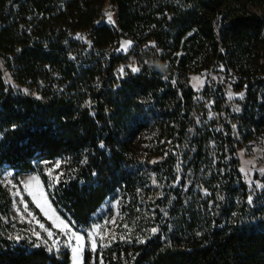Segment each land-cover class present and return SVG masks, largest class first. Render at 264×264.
Wrapping results in <instances>:
<instances>
[{
  "label": "trees",
  "instance_id": "16d2710c",
  "mask_svg": "<svg viewBox=\"0 0 264 264\" xmlns=\"http://www.w3.org/2000/svg\"><path fill=\"white\" fill-rule=\"evenodd\" d=\"M247 1L111 0V25L102 11L108 0H0V170L37 174L77 231L122 196L113 238L95 252L86 243L82 264H264V177L247 181L231 137L221 145L214 212L208 220L182 214L194 195L189 177L206 156L209 103L233 123L240 102L244 121L263 123L254 118L264 111V77L247 73L245 61L264 41V16ZM63 9L75 10L67 25ZM21 11L60 28L35 30ZM121 37L127 52L112 50ZM130 54L139 71L117 78ZM199 66L210 80L196 92L190 75ZM57 159L64 163L53 181L45 166ZM11 204L0 185V264H71L68 251L49 252L25 234Z\"/></svg>",
  "mask_w": 264,
  "mask_h": 264
},
{
  "label": "rangeland",
  "instance_id": "374dc122",
  "mask_svg": "<svg viewBox=\"0 0 264 264\" xmlns=\"http://www.w3.org/2000/svg\"><path fill=\"white\" fill-rule=\"evenodd\" d=\"M246 7L249 11L263 15L264 16V2L262 0H248L246 2ZM65 13H61L60 18L64 24L71 23L73 20L71 17L75 15V10H65ZM103 14L105 16V21L108 24L115 23V8L111 4V0L105 4L103 8ZM112 16V22L108 21V14ZM20 21H28L35 30H55L57 31L60 26L56 19L53 18H43L40 14L36 15L31 12L21 11ZM68 19V20H65ZM127 42V43H126ZM130 41L121 37L118 39L117 43L114 44L113 49L115 52H127L130 48ZM256 48H253L250 59L251 62H246L247 68L245 71L247 73L253 74L258 73L261 77H264V41H259L256 43ZM136 57L130 54L126 57V60L118 65L116 68V77H123L128 71H131V67L136 66ZM123 69V73L121 72ZM222 71L224 70L221 69ZM229 76H226L227 80L234 81L239 77V74L232 70L231 68L227 71ZM190 84L196 92H200L205 84L210 80L207 78L205 66L198 67V72L190 75ZM232 76V77H230ZM225 80V79H223ZM228 98H231L228 96ZM238 100V98H237ZM229 101V100H228ZM239 101V100H238ZM263 101V98H262ZM234 105V104H233ZM240 111H236V108ZM233 111L236 113L237 118L231 123V119L226 117V114H217L211 108V103H209V120L207 122L206 129L201 134L203 139V145H208L204 161L202 163L201 169L197 177L191 176L188 180V185L192 189L194 195L191 201H189L188 207L182 210V214L189 220L195 212L199 215L200 219L208 220V217L214 212L217 207V200L222 197L221 195V184H220V171H222V160H221V145H225L227 137H231L234 145H237V157L240 162V168L244 169V173L247 181L252 183L256 177H264V173L260 170L264 169V111H258L255 114L254 119H261L263 117V123L260 127L253 124L251 120L244 121L245 117L242 116V104L239 102L232 107ZM244 118V119H243ZM228 122L231 124V129L226 128L223 122ZM235 125V127H233ZM195 135L190 136L189 139H193ZM200 136V135H197ZM194 141V140H193ZM247 161H252V164H246ZM59 162V165H57ZM63 161L57 159L53 162L46 164V172L51 180L56 181L62 172ZM51 172V175L49 173ZM36 177V180H32ZM152 185L159 187L160 179L158 176H152ZM155 181V183H153ZM190 183L192 185L190 186ZM0 185L11 193L12 196V208L17 221L24 224L25 234L31 235L37 240L39 245L45 247L49 252L52 253H62L63 251H68L70 254L71 264H82L83 256L87 247L93 250V246L97 249L100 245L108 243L114 236L115 227L117 222L121 218V200L122 196L120 193L114 195V197L108 198L105 203L96 211L93 216V221L88 229L82 231L75 230L71 224L61 217L55 208L52 206L47 191L45 190L44 184L41 178L37 174H20L16 175L13 169L4 168L0 170ZM17 192L20 195H17ZM151 190L149 195H152ZM21 196L23 197L24 204L19 203ZM33 196L36 200H33ZM237 201V200H236ZM27 205L29 211L32 212V216H28L24 213V205ZM30 204L33 206L31 207ZM40 205L39 207L37 205ZM136 209L149 211L147 205L143 208L141 203L135 205ZM20 208V212L23 213V218L17 213L16 208ZM239 205L236 204L235 209ZM153 209V208H151ZM37 221L39 223H37ZM63 221V223H61ZM114 221V222H113ZM39 224H44L45 229H48L55 233L53 239L48 238L47 232L39 227ZM67 225L69 235H64L65 227ZM40 233V238H37L33 232ZM71 233H75L83 239L79 241V248L74 253L72 246H69L67 241L70 238ZM89 233H91V238H89ZM59 245V250L57 251L56 245ZM77 244L75 238H72V245ZM51 249V251L49 250Z\"/></svg>",
  "mask_w": 264,
  "mask_h": 264
},
{
  "label": "snow or ice",
  "instance_id": "6c2138e0",
  "mask_svg": "<svg viewBox=\"0 0 264 264\" xmlns=\"http://www.w3.org/2000/svg\"><path fill=\"white\" fill-rule=\"evenodd\" d=\"M108 21H109V23L112 22V16H111L110 13L108 14ZM126 43H127V42H126ZM123 71H124V70L121 69V72H122V73H123ZM131 71H132V72H137V71H139V69H138L137 67L132 66V67H131ZM231 95H232V93H229V96H230V97H231ZM243 95H244L243 93H240V97H241V98H243ZM235 110H236L237 112L240 111V109H239L238 107H237ZM233 127H235V125H234ZM101 146H103V145H101ZM246 164H252V161H247ZM57 165H59V162H57ZM241 170L244 171L243 168H242ZM260 171H261L262 173H264V169H261ZM49 175H51V172L49 173ZM58 179H59V177H57V180H58ZM32 180H36V177H33ZM153 183H155V181H153ZM52 186H53V185H51V184L49 185V187H52ZM256 186H257V187H261V185H259V184H257ZM17 195H20V193L17 192ZM33 200H34V201L36 200V197H35V196H33ZM19 203L24 204V200H23V197H22V196H21V199H20ZM249 203H252V197H251V196L249 197ZM37 206L39 207L40 205L38 204ZM16 211H17L18 214L21 215V218H23V213L20 212V208H19V207L16 208ZM23 211H24V213H27L28 216H32V212L29 211V209H28V207H27L26 204L24 205V210H23ZM113 222H114V221H113ZM37 223H39V222L37 221ZM61 223H63V221H61ZM39 227H40L41 229H44V230L47 232V236H48V238L53 239V238L55 237L56 234L53 233L52 231L48 230V229H45L44 224H39ZM64 227H65V233H64V235L68 236V235H69V232H68V230H67L68 226L65 224ZM151 231H152L153 233H155V232H157V229H156V228H153V229H151ZM33 234L36 235L37 238H40V233H37V232L34 231ZM73 237L75 238V240H76V242H77V244H76L75 246L72 245V238H73ZM89 238H91V233H89ZM81 239H83V237H81V236H79V235H77V234H75V233H71L70 238H69V240L67 241V243H68L69 246H72V248H73V252H74V253L78 250V248H79V241H80ZM138 242H141V243H142V242H144V241H143V240H138ZM56 247H57V251H58V250H59V245L57 244ZM49 250L51 251V249H49ZM85 250H86V249H85ZM93 251H94V252L96 251L95 246H93ZM93 264H95V261H93ZM100 264H103V260L100 261Z\"/></svg>",
  "mask_w": 264,
  "mask_h": 264
}]
</instances>
